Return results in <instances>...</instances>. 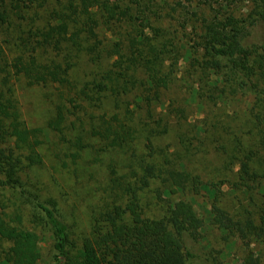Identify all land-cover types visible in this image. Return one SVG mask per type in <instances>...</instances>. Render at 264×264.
Segmentation results:
<instances>
[{
	"label": "trees",
	"instance_id": "trees-1",
	"mask_svg": "<svg viewBox=\"0 0 264 264\" xmlns=\"http://www.w3.org/2000/svg\"><path fill=\"white\" fill-rule=\"evenodd\" d=\"M233 1L0 0V264H40L43 244L47 264H208L190 244L204 226L193 203L179 198L167 215L154 217L145 213L141 192L160 179L161 196L195 186L216 197L213 179L155 158L153 139L170 129L156 104L186 128L185 105L166 94L181 59L200 66L191 46L209 62L211 86L223 79L233 94H253L255 114L264 115V39L252 38L264 25V0H249L246 15ZM187 28L196 34L189 47ZM18 83L50 96L43 125L29 126L23 117ZM227 85L216 88L220 97ZM193 131L209 135L203 124ZM179 134L191 148L192 139ZM143 136L149 159L141 154ZM48 142L74 164L88 151L105 165L84 231L71 223L65 202L30 177L28 170L45 163L40 148ZM257 152L239 159L244 186L263 177L252 165ZM260 197L255 210L245 206L237 216L213 205L212 221L225 239L264 240V191ZM242 264L260 260L250 250Z\"/></svg>",
	"mask_w": 264,
	"mask_h": 264
},
{
	"label": "rangeland",
	"instance_id": "rangeland-1",
	"mask_svg": "<svg viewBox=\"0 0 264 264\" xmlns=\"http://www.w3.org/2000/svg\"><path fill=\"white\" fill-rule=\"evenodd\" d=\"M233 5L240 11L238 13L246 15L251 2L234 0ZM188 30L189 28L185 31V36L188 37L186 47L196 41L195 32ZM252 38L256 42L264 39V25L255 27ZM193 47L191 46L194 57L199 58L200 66L195 61H192L194 62L192 64L181 59L175 71L176 82L166 94L169 99H176L185 105L187 122L184 126L186 128L183 130L179 128L182 124L177 114L165 115L163 113L166 110L162 105L156 104L155 111L170 120V129L165 135L153 139L155 158L157 162H162L167 157L172 165L180 170L187 169L198 173L204 180L213 179L217 189L216 197L205 192L203 188L196 190L195 186L187 187L185 191L161 196L159 191H156L157 187L161 186L160 179H157L151 187L141 192V204L147 215L160 217L167 215L170 203L179 198L188 199L193 203L197 214L204 220V226L197 235L198 240L190 241V244L194 246L197 253L210 258V260L207 259L208 264L214 263V260L218 264H242L250 250L259 257L260 264H264V240L245 241L237 235H230L228 239H225L224 232L212 221L211 214L214 204L222 206L234 216L241 214L239 211L245 206L252 211L256 209L254 201L258 200L261 191H264V115L255 114L256 110L252 103L253 94H244L240 90L233 94L231 86L222 81L223 79L216 87L211 86L208 82V73L212 71L209 62L201 56V51L195 52ZM85 66L91 68L89 64L85 63ZM204 67L207 68L205 72L202 70ZM86 71L88 69L81 70V77H84ZM224 84L227 85V91L223 97H220L216 88L225 87ZM193 90L197 91L194 99L191 97ZM17 94L23 117L28 125H43L52 106L51 98L47 96L46 91L39 87L27 88L18 83ZM195 124L206 126L209 135L204 138L206 132L195 133L193 131ZM260 131L262 136H259ZM179 133H186V136L192 139L187 142L188 147L191 148L179 143L181 138ZM146 141V137L143 136L141 154L149 159ZM50 145L54 147L55 144L48 142L41 146L40 151L45 163L38 168L28 170L30 177L36 182V186L61 198V201L67 205L65 208L71 223L84 231L88 227V219L95 206L93 205L96 201L95 187L105 179V165L93 162V156L88 151H85L83 158L78 159L77 164H74L70 158L64 156L65 150L60 152L55 149L56 146L51 150ZM251 149L258 151L252 163L253 169L260 172L263 177H259L256 181H249L251 187H248L244 186L239 179V159ZM194 152L196 154H193ZM64 161L68 166L63 167ZM75 168L78 170L76 171ZM74 171L79 174L78 177ZM89 172L94 173V178L86 179L85 175ZM27 211H29L28 208ZM47 253V247L43 244V260L40 264H47Z\"/></svg>",
	"mask_w": 264,
	"mask_h": 264
}]
</instances>
